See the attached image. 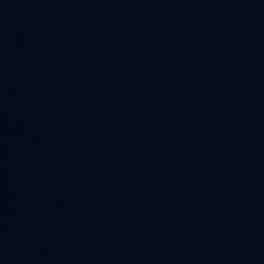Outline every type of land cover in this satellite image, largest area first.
<instances>
[{
  "label": "water",
  "instance_id": "obj_1",
  "mask_svg": "<svg viewBox=\"0 0 264 264\" xmlns=\"http://www.w3.org/2000/svg\"><path fill=\"white\" fill-rule=\"evenodd\" d=\"M0 264H264V0H0Z\"/></svg>",
  "mask_w": 264,
  "mask_h": 264
}]
</instances>
